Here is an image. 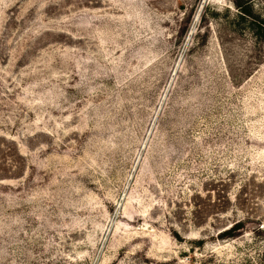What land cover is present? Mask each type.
I'll use <instances>...</instances> for the list:
<instances>
[{
    "label": "rangeland",
    "instance_id": "374dc122",
    "mask_svg": "<svg viewBox=\"0 0 264 264\" xmlns=\"http://www.w3.org/2000/svg\"><path fill=\"white\" fill-rule=\"evenodd\" d=\"M250 21L237 0H0V264H264Z\"/></svg>",
    "mask_w": 264,
    "mask_h": 264
},
{
    "label": "trees",
    "instance_id": "16d2710c",
    "mask_svg": "<svg viewBox=\"0 0 264 264\" xmlns=\"http://www.w3.org/2000/svg\"><path fill=\"white\" fill-rule=\"evenodd\" d=\"M237 5L241 8L242 13L249 17L252 21H250L251 27L257 31V34L264 37V18H261L260 16L254 14L252 8L248 4H242V2L237 0ZM192 19V16L190 17V21ZM189 24L187 23L185 28H183V31L181 33V37H184L188 31ZM243 229L242 223L237 222L235 225H233L228 230H225L220 233L221 237H231L236 235L238 231ZM201 243V241H199Z\"/></svg>",
    "mask_w": 264,
    "mask_h": 264
},
{
    "label": "water",
    "instance_id": "95a60500",
    "mask_svg": "<svg viewBox=\"0 0 264 264\" xmlns=\"http://www.w3.org/2000/svg\"><path fill=\"white\" fill-rule=\"evenodd\" d=\"M253 229H258L260 227L259 224H256V225H252Z\"/></svg>",
    "mask_w": 264,
    "mask_h": 264
}]
</instances>
